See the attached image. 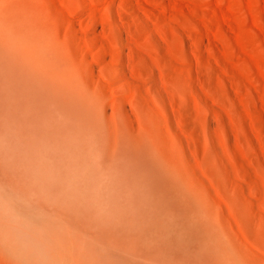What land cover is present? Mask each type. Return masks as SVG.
<instances>
[{
    "label": "bare ground",
    "instance_id": "1",
    "mask_svg": "<svg viewBox=\"0 0 264 264\" xmlns=\"http://www.w3.org/2000/svg\"><path fill=\"white\" fill-rule=\"evenodd\" d=\"M131 19L0 0V264H264V198L222 111Z\"/></svg>",
    "mask_w": 264,
    "mask_h": 264
},
{
    "label": "rangeland",
    "instance_id": "2",
    "mask_svg": "<svg viewBox=\"0 0 264 264\" xmlns=\"http://www.w3.org/2000/svg\"><path fill=\"white\" fill-rule=\"evenodd\" d=\"M118 1L139 16L140 20L131 21L141 25L142 37L152 30L157 34L163 58L153 59L172 61L185 88L191 79L192 86L197 80L193 89L209 105L212 120L214 109L225 115L223 136L236 162L238 180L255 189L256 199H263L264 0ZM138 3L143 7L138 8ZM192 99L199 100L188 97L194 109Z\"/></svg>",
    "mask_w": 264,
    "mask_h": 264
}]
</instances>
